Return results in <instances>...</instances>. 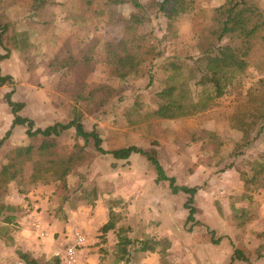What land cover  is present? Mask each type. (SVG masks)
<instances>
[{
    "label": "rangeland",
    "instance_id": "rangeland-1",
    "mask_svg": "<svg viewBox=\"0 0 264 264\" xmlns=\"http://www.w3.org/2000/svg\"><path fill=\"white\" fill-rule=\"evenodd\" d=\"M12 1H5L7 3L6 20L10 24V31L5 42L11 52L9 58L1 62L2 74H8V70L17 63L22 66L18 67L16 77L12 76L13 83L0 86V138L10 128L13 119L4 96L7 92L14 90L12 99L25 104L20 113L32 118L36 127H46L55 122H68L74 117L75 106L82 112L85 129L88 131L96 129L106 150L129 145H137L146 151L155 150L158 160L170 176L175 169L178 174L179 172L185 174L192 172L200 164L213 169L218 175L231 169L235 172L237 180L242 182V190L240 193L232 194H228V190L226 193L219 192L221 198L217 197L213 203L216 207L214 211L217 209L227 218L229 226L226 231L228 229L232 231V242L227 249L237 246L249 259L256 258L260 264H264V207L262 205L264 174L258 175L255 179L252 178L253 168L264 163V141H258L255 147L241 154L232 155L234 145L242 138L243 133L231 128L228 122L238 104L245 100L249 89L257 84L259 78L264 77V73L249 66L245 72L233 78L221 97L214 98L207 108L193 115L177 119L154 117L145 119V116L147 118L148 113L158 106L156 93L170 81L169 76L173 74V70L169 63L173 60L172 58L174 56L184 58L185 71L191 66L192 57L198 53L199 41L203 40L202 37L206 36L208 26L212 25L209 19L211 10L226 0H194V8L177 18L174 23L176 30L171 33L166 31L167 19L164 16L159 17L154 26V33L150 37L158 56L150 57L143 63L142 75L125 79L108 74L105 64V42L120 39L124 23L119 21L118 14L126 17L134 9L132 5L108 6L113 16L106 13L105 16L95 19H88L78 11L72 12L70 17L63 16L65 19L69 17L68 24H97L93 27L92 36L90 35L97 36L98 40L93 48L94 69L87 77L88 87L83 90V94L89 96V99L74 98L72 75L67 69L57 70L53 64L56 57L66 52L81 57L90 43V40L85 41L89 35L83 39L84 41L80 39L81 35L67 37V33L66 37L58 36V33L57 35L53 33V28L54 24H58L56 18L61 15L59 12L44 8L37 14L29 13L23 0ZM140 1L145 3L150 0ZM256 1L264 9V0ZM15 6L20 9L16 11ZM63 17L60 16L61 19ZM24 28L27 29L23 30ZM144 29H148V24L144 26ZM86 32V34L90 33V29L87 28ZM21 34H26L24 43L20 40ZM200 34L203 36L201 37ZM14 35L18 36L16 40L19 42H14L12 39ZM15 45H20L21 49H14ZM0 53H5L1 46ZM24 72L28 75L26 79L22 77ZM150 75H152L151 82ZM21 82L24 84L18 88ZM190 89L195 101L206 94V89L196 84L194 79L190 81ZM88 91H91V96L87 95ZM137 108L139 111H136ZM25 130L22 126L13 128L11 136L0 149V168L11 149L27 145L38 146L41 143V137L29 138ZM74 135L75 130L70 129L59 137L60 147L66 151L71 150L75 140ZM79 142L84 144L83 140L79 139ZM85 150L89 153L88 161L68 175L67 188L60 183H55L57 184L54 185L55 190L57 192L59 190L60 200L61 197L66 196L67 199L64 202L70 201L78 205L91 204L95 198L104 199L108 200L109 208L124 207V213H126L129 201L125 199L123 201L120 192H124V196L133 198L137 192H148L149 189H154L156 170L145 156L133 154L127 160L115 159L112 155H103L96 151L92 139L85 146ZM31 167V164L26 165V176L31 173ZM162 184L165 189L169 188L168 182L163 181ZM38 188L40 187L33 188L27 194L20 193L17 183L11 182L4 201L6 204L18 206V211L24 212L31 206L32 198L29 194ZM243 193L253 197L250 204H247L245 199H239ZM197 206L200 208L199 211L201 210L199 214L202 217L209 214V207L204 202ZM232 206L236 208L248 206L252 214L249 216H252V219L242 227L237 226L232 217ZM153 207L154 205H150L147 201V210L153 212ZM114 212L118 214L119 222L123 215L120 211L117 213L114 210ZM212 217L215 218V216ZM18 226V223L14 221L7 223L0 219V233L14 251H16V242L13 234L18 230ZM129 227L131 231L126 234L130 235L134 241V244L129 246L134 252V248L140 245L141 240L136 234L130 233L132 227L130 225ZM99 242L106 243L107 239L101 236ZM139 253L137 252V255ZM106 254L107 257L102 256L105 260L104 264H112L115 259L114 254ZM133 259L129 264H148L143 263L136 255ZM11 264H17V260ZM159 264H161L160 255Z\"/></svg>",
    "mask_w": 264,
    "mask_h": 264
},
{
    "label": "trees",
    "instance_id": "trees-1",
    "mask_svg": "<svg viewBox=\"0 0 264 264\" xmlns=\"http://www.w3.org/2000/svg\"><path fill=\"white\" fill-rule=\"evenodd\" d=\"M5 1L0 0V46L5 51V53H0V86L13 83L11 75L2 74L1 65L3 60L9 58L11 52L5 42L10 31V24L6 20L7 3ZM17 1L21 0L12 2ZM23 1L28 12L35 14L46 8L47 5L56 3V0ZM121 4H130L134 9L126 17L118 14L119 21L124 23L122 35L119 40L105 42V64L110 76L125 79L142 75L143 63L150 57L158 56L156 47L150 40L157 19L164 16L167 19V33L174 32L176 30L175 21L180 15L188 13L194 8V0H150L145 3L140 0H80L79 10L88 19H95L105 16L106 13L112 15L108 6ZM209 19L212 25L208 26L206 36L202 37L203 34H200L203 40L198 43V53L192 57L191 66L185 71L186 60L178 56L172 58L173 60L169 63L173 70V74L169 76L170 81L156 93L158 106L150 111L145 119L150 117L177 119L193 115L199 110L207 108L214 98L221 97L233 78L245 72L249 66L264 73V9L256 0H226L211 10ZM146 24H148L147 30L144 29ZM19 37L23 43L26 42V34H21ZM17 38V35L12 36L14 42L18 41ZM97 43V36L93 35L81 57L66 53L56 57L53 61L57 70L67 69L72 75L74 79L72 95L76 99L90 98L83 94V90L88 87L87 77L94 69L93 48ZM14 49H21V46L15 45ZM193 79L196 84L206 89L205 96L200 97L197 101L191 95L190 81ZM151 81L152 75H150ZM13 93L14 90L7 92L4 96L13 114V119L11 127L0 138V149L16 126L25 127V133L29 138L41 137L42 141L38 146L27 145L13 148L6 155L0 168V219L2 221L11 223L22 212L18 211V206L6 204L4 201L11 182H16L18 191L26 194L37 186L51 183H60L67 188L68 175L88 161L89 153L85 150V146L90 139L93 140L96 151L103 155H112L115 159L127 160L133 154L145 156L155 167L157 181L168 182L174 194L179 192L187 194L184 203V207L188 210L186 223L196 221L197 209L194 205V198L200 187L178 184L175 176L166 173L155 150L146 151L137 145L106 150L97 130L88 131L85 129L82 112L78 111L75 106L73 108L74 117L68 122H55L46 127H36L32 118L20 113L25 104L13 100ZM87 95L91 96V91H88ZM136 111H139V108ZM228 122L231 128L243 133L242 138L235 143L232 155L241 154L245 150L255 147L258 141H264V77L259 78L257 84L249 89L245 100L238 104ZM70 129L75 130V140L72 149L66 151L60 147L58 139ZM79 139L83 140L84 144H81ZM28 164H31L32 167L31 173L26 176L25 167ZM260 174H264V163L253 168L252 178L255 179ZM65 199H67L66 196L61 197L60 203H63ZM239 199H245L251 203L253 197L248 193H243ZM248 208V206L241 208L232 206V217L237 226L242 227L252 219V216H249L252 214ZM117 216L113 207H110L109 219L100 228L104 239L105 234L116 227ZM128 231H131L129 226L119 228L115 257L117 263L122 261L123 264H129L137 252L150 251L160 255L161 264H174L168 258L167 250L170 247V241L167 238L146 237L141 240L139 246L134 248L133 252L129 246L134 244V241L126 234ZM16 253L25 264L49 262L44 258L36 259L17 247ZM235 259L249 260L239 248L234 250L229 264H233ZM53 263L57 264L59 260H53Z\"/></svg>",
    "mask_w": 264,
    "mask_h": 264
},
{
    "label": "crops",
    "instance_id": "crops-1",
    "mask_svg": "<svg viewBox=\"0 0 264 264\" xmlns=\"http://www.w3.org/2000/svg\"><path fill=\"white\" fill-rule=\"evenodd\" d=\"M79 7L80 1L77 0H56V3L46 6L49 11L54 9L55 12H59L61 18L75 11L80 13ZM19 9L16 7V11ZM60 16L56 18L58 24L54 25L58 27L54 26V34L58 33V36L65 37L67 33V37L81 35L82 40L89 35V38L85 39L86 42L92 38L93 27L96 24H68L70 16L66 19L65 17L61 19ZM87 28L90 29L88 34H86ZM19 66L22 65L15 64L7 73L16 77ZM27 76L25 72L24 76L22 75L25 79ZM23 84L21 82L18 88ZM172 173L171 176L176 177L178 184L200 187L194 198L197 209L195 222L186 223L188 210L184 207V203L187 194L182 192L174 194L169 186L165 189L163 181L156 180L153 190L137 192L133 198L124 196V192H120L123 201L124 199L129 201L128 212L124 213V207L118 209L113 207L115 211L122 213L123 218L116 223L114 229L105 234L107 242L100 243L103 236L100 228L109 219L108 200L96 199L93 205L86 203L77 205L65 201L61 206L59 190L58 192L55 190L54 185L57 184L54 183L39 186L40 188L29 194L32 198L31 206L14 221L19 225L18 230L13 234L15 246L36 259L44 258L45 261H49L45 264H54L53 260H59L57 264H66V247L73 242L75 232H80L84 236V241L78 250L75 264H104L105 260L102 256H108L105 253L114 254V258L116 257L119 228L130 225L132 227L130 233L136 234L140 240L146 237L167 238L170 241L168 258L174 264H229L237 246L227 249L232 242V231L230 229L226 231L229 226L227 218L217 209L214 211L216 207L213 203L217 197L221 198L219 192L226 193L228 190V194L240 193L242 182L237 180L235 172L231 169L218 175L213 169L202 164L192 172L178 174L175 169ZM220 178L222 180L218 182ZM147 201L150 205H154L153 212L147 210ZM202 202L210 210L209 214L203 217L199 214L201 210L199 211L200 208L197 206ZM245 202L250 204L246 200ZM121 205L123 206L124 202ZM41 232H44V235ZM214 240L219 241L216 243ZM136 257H139L143 263L159 264L157 252H140ZM14 260L18 262L21 259L0 233V264H11ZM234 262L260 264L256 258H250L248 261L235 259ZM112 264H123V262L117 263L115 258Z\"/></svg>",
    "mask_w": 264,
    "mask_h": 264
},
{
    "label": "built area",
    "instance_id": "built-area-1",
    "mask_svg": "<svg viewBox=\"0 0 264 264\" xmlns=\"http://www.w3.org/2000/svg\"><path fill=\"white\" fill-rule=\"evenodd\" d=\"M262 205L264 207V195L262 197ZM41 234L44 235V232H41ZM83 241H84V236L80 232H75V237L73 242L66 247V257H65L66 264L76 263L78 250L83 244ZM17 264H25V262L23 260H19Z\"/></svg>",
    "mask_w": 264,
    "mask_h": 264
}]
</instances>
